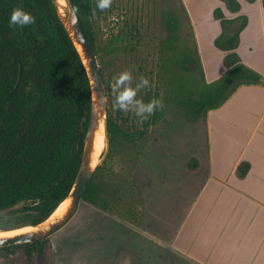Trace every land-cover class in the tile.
Listing matches in <instances>:
<instances>
[{"label": "rangeland", "instance_id": "374dc122", "mask_svg": "<svg viewBox=\"0 0 264 264\" xmlns=\"http://www.w3.org/2000/svg\"><path fill=\"white\" fill-rule=\"evenodd\" d=\"M96 2L95 55L106 95L105 119L115 127L108 130L101 121L97 133L102 144L94 152V179L101 199L97 206L82 200L73 218L49 237L45 250L33 252L31 261L21 248L0 249V264H195L168 246L206 173L204 122H189L177 103L179 91L194 92L198 83L183 59L194 48L192 27L183 15L173 37L163 26L167 12L179 13L178 0H112L106 9ZM124 70L132 71L133 85L141 76L150 81L139 98L163 102L147 120L113 108L111 86ZM192 159L199 161L194 170L188 166ZM32 204L23 201L1 210L0 234L30 228Z\"/></svg>", "mask_w": 264, "mask_h": 264}, {"label": "trees", "instance_id": "16d2710c", "mask_svg": "<svg viewBox=\"0 0 264 264\" xmlns=\"http://www.w3.org/2000/svg\"><path fill=\"white\" fill-rule=\"evenodd\" d=\"M223 1L229 9L238 10L236 0ZM71 3L95 52L92 0H71ZM178 4L179 13L167 12L162 18L171 37L180 26L181 15L189 22L182 1L178 0ZM16 7L30 12L35 22L24 28L10 26L9 16ZM213 16L222 25L214 44L226 51V70L207 82L195 42L192 52L184 53L183 59L198 75V83L194 92L179 91L177 103L192 123L200 119L205 122L207 111L221 106L238 86L264 85V77L242 63L235 52L245 18L235 30L227 31L226 25L232 20L225 18L219 7L213 10ZM99 71L102 77L100 68ZM90 103L86 68L51 0H0V211L31 201L33 215L28 224L35 225L65 199L79 165ZM114 128L107 121V129ZM197 164L196 159L188 162L192 169ZM101 194L93 173L82 200L97 206ZM48 241L49 237L0 249L21 248L31 261L33 252L45 250Z\"/></svg>", "mask_w": 264, "mask_h": 264}, {"label": "crops", "instance_id": "0c3cea01", "mask_svg": "<svg viewBox=\"0 0 264 264\" xmlns=\"http://www.w3.org/2000/svg\"><path fill=\"white\" fill-rule=\"evenodd\" d=\"M181 1L207 82L226 70V51L214 44L222 32L213 16L216 7L232 20L227 31L245 18L235 52L264 77L262 0H236V11L223 0ZM204 125L206 173L168 246L195 264H264V85L238 86L221 106L207 111Z\"/></svg>", "mask_w": 264, "mask_h": 264}, {"label": "water", "instance_id": "95a60500", "mask_svg": "<svg viewBox=\"0 0 264 264\" xmlns=\"http://www.w3.org/2000/svg\"><path fill=\"white\" fill-rule=\"evenodd\" d=\"M51 2L58 18L80 54L90 83L91 103L81 157L73 184L65 197V199L69 198L70 200L65 211L56 217H50L51 213L43 221L31 225V229L26 231L0 236V247L41 241L62 229L73 218L82 200L83 190L96 167V162L92 164L96 132L101 121L104 128L107 127L105 119L106 95L95 52L83 33L71 0H62V3L59 0H51Z\"/></svg>", "mask_w": 264, "mask_h": 264}, {"label": "clouds", "instance_id": "9594fccd", "mask_svg": "<svg viewBox=\"0 0 264 264\" xmlns=\"http://www.w3.org/2000/svg\"><path fill=\"white\" fill-rule=\"evenodd\" d=\"M112 0H97L96 7L106 9L111 6ZM9 25L24 28L35 22V17L23 8L16 7L10 13ZM114 95L113 108L122 112H131L141 120H147L156 110H159L163 102L161 99L153 98L144 101L138 97L142 88L150 87L147 77L141 76L139 82L133 85V74L131 70L120 72L112 84Z\"/></svg>", "mask_w": 264, "mask_h": 264}, {"label": "bare ground", "instance_id": "6f19581e", "mask_svg": "<svg viewBox=\"0 0 264 264\" xmlns=\"http://www.w3.org/2000/svg\"><path fill=\"white\" fill-rule=\"evenodd\" d=\"M61 3H62V0H59ZM97 133L98 131L96 132V136H95V142H94V150H93V158H92V164H94L96 161V156H94V152L98 150V148H101V144H102V136L101 134H99V136H97ZM69 198L63 200L61 203H59V205L55 208V210L52 212L51 216L50 217H56L60 214H62L65 209L67 208V206L69 205ZM28 229H31V227H24V228H21V229H17L14 233H11V234H0V236H3V235H12V234H15V233H19V232H22V231H26Z\"/></svg>", "mask_w": 264, "mask_h": 264}]
</instances>
